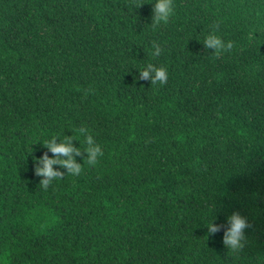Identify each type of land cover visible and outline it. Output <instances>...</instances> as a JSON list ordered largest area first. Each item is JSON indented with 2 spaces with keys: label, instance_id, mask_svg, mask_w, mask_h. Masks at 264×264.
Wrapping results in <instances>:
<instances>
[{
  "label": "trees",
  "instance_id": "1",
  "mask_svg": "<svg viewBox=\"0 0 264 264\" xmlns=\"http://www.w3.org/2000/svg\"><path fill=\"white\" fill-rule=\"evenodd\" d=\"M151 2L0 0V264H264V0H174L156 27ZM80 128L103 156L44 189L41 141ZM234 211L236 253L207 228Z\"/></svg>",
  "mask_w": 264,
  "mask_h": 264
},
{
  "label": "clouds",
  "instance_id": "2",
  "mask_svg": "<svg viewBox=\"0 0 264 264\" xmlns=\"http://www.w3.org/2000/svg\"><path fill=\"white\" fill-rule=\"evenodd\" d=\"M151 3L153 4L151 26L156 27L161 23L167 24L175 14L174 0H152ZM201 41L207 49H214V54L230 50L234 44L232 40H225L214 31L207 33ZM161 51V45L153 42L152 54L158 56ZM138 72L137 79H148L151 84L157 81L164 84L168 80L167 68L152 63L139 68ZM78 132L84 135L83 146L77 138H74L73 134L62 137L53 134L41 141L47 151L42 156L34 158L33 167L35 174L41 177L39 185L44 189L65 175H79L83 164L77 160V157H82L83 161L89 165H95L103 156L102 145L96 141L91 132L85 128L78 129ZM74 141H79V146L74 144ZM49 152L52 154L51 156ZM248 227L247 218L236 211L226 217L224 224L215 223L213 220H209L207 223L209 233L214 234L223 231L222 242L234 253L244 249L246 243L245 229Z\"/></svg>",
  "mask_w": 264,
  "mask_h": 264
}]
</instances>
